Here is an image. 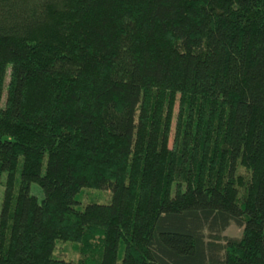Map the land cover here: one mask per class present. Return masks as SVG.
<instances>
[{"label": "trees", "instance_id": "trees-1", "mask_svg": "<svg viewBox=\"0 0 264 264\" xmlns=\"http://www.w3.org/2000/svg\"><path fill=\"white\" fill-rule=\"evenodd\" d=\"M4 174L0 264H264V0H0Z\"/></svg>", "mask_w": 264, "mask_h": 264}, {"label": "rangeland", "instance_id": "rangeland-1", "mask_svg": "<svg viewBox=\"0 0 264 264\" xmlns=\"http://www.w3.org/2000/svg\"><path fill=\"white\" fill-rule=\"evenodd\" d=\"M10 83V70L8 71V74L5 79L4 84V90H3V96L1 101V106L4 108L7 98V88ZM179 96L176 99V102L172 108V115H171V124H170V131H169V147L172 148L177 125H178V118H179V112H180V102H179ZM20 170H21V160L18 163L16 173L14 176V189L17 191L18 189V178L20 176ZM239 172L241 174H244L245 171L243 169H239ZM8 174H4L2 177V187L0 189V209L4 202V196H5V189L8 181ZM31 193L38 198L39 201L43 198V193L41 191V188L37 184H32L31 186ZM111 200V195L109 192L101 191V190H93V189H84L80 192V194L77 196V201L79 203L78 206H76L77 209L83 210L85 206L89 204H108ZM225 236L229 238H240L242 235V229L236 227L235 225H231L227 231L224 233ZM98 237V236H97ZM82 246L84 248H82ZM87 251V255L83 256V251ZM100 242L99 237L96 239H91L88 246L86 245H79L74 244L71 242H57L53 256L57 259L64 260L67 262H74L79 263L81 261L87 262L86 264H97L99 262L100 258ZM89 256V257H88ZM90 256H93V258H90ZM122 254L120 252L119 255V261L118 264L122 263Z\"/></svg>", "mask_w": 264, "mask_h": 264}, {"label": "bare ground", "instance_id": "bare-ground-1", "mask_svg": "<svg viewBox=\"0 0 264 264\" xmlns=\"http://www.w3.org/2000/svg\"><path fill=\"white\" fill-rule=\"evenodd\" d=\"M226 231H227V230H226ZM226 231H225V232H226Z\"/></svg>", "mask_w": 264, "mask_h": 264}]
</instances>
